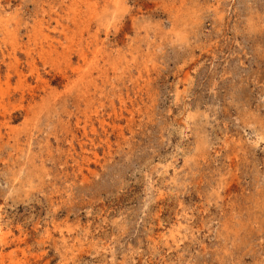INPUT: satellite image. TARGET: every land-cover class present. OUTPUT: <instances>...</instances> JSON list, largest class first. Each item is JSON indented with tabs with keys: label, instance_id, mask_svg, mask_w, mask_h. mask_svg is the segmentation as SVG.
Instances as JSON below:
<instances>
[{
	"label": "rangeland",
	"instance_id": "rangeland-1",
	"mask_svg": "<svg viewBox=\"0 0 264 264\" xmlns=\"http://www.w3.org/2000/svg\"><path fill=\"white\" fill-rule=\"evenodd\" d=\"M1 18L0 264H264V0H0Z\"/></svg>",
	"mask_w": 264,
	"mask_h": 264
},
{
	"label": "bare ground",
	"instance_id": "bare-ground-1",
	"mask_svg": "<svg viewBox=\"0 0 264 264\" xmlns=\"http://www.w3.org/2000/svg\"><path fill=\"white\" fill-rule=\"evenodd\" d=\"M58 12V11H57ZM1 21L0 22H3V24H4V21H7L8 22V19H4V18H1L0 19ZM0 24H2V23H0ZM139 56V55H138ZM148 59V58H147ZM139 60V59H138ZM137 60V61H138ZM127 69V68H126ZM140 69V68H139ZM125 71V70H124ZM128 71V70H127ZM61 75V74H60ZM116 75V74H115ZM119 75V74H118ZM121 75V74H120ZM117 76V75H116ZM119 78V77H118ZM119 79H122V77L121 78H119ZM123 80V79H122ZM109 81V80H108ZM98 82V81H97ZM114 83V82H113ZM126 85V84H125ZM87 87V86H86ZM89 87V86H88ZM96 87V86H95ZM94 87V88H95ZM106 87V86H105ZM140 87V86H139ZM138 87V88H139ZM120 88H122V86L120 87ZM137 88V87H136ZM88 89V88H87ZM83 90V89H82ZM89 91H90V89H88ZM92 90V89H91ZM103 90V89H102ZM142 90V89H141ZM73 91V90H72ZM115 91V90H114ZM121 91H122V89H121ZM144 91V90H143ZM99 92V91H98ZM102 92V91H101ZM128 92V91H127ZM70 93V92H69ZM69 93L68 94H63V96L61 97V99H63L64 101H62V103H66L65 101L66 100H68L67 98H69V96H72L71 94L69 95ZM73 93V92H72ZM76 94L75 95H73L74 97H75V99L73 100L74 101V103H73V106H76V110L78 109V110H81V109H79L80 108V99H81V97H82V95L79 93V92H75ZM92 93V92H91ZM148 93H149V91H148ZM86 94V93H85ZM124 94V93H123ZM140 94V93H139ZM105 95V94H104ZM109 95V94H108ZM137 95V94H136ZM143 95V94H142ZM105 96H107V94L105 95ZM117 96V95H116ZM115 96V97H116ZM140 97H141V95H139ZM95 97V96H94ZM108 97V96H107ZM129 97H132V96H130L129 95ZM134 97V96H133ZM89 98V97H88ZM91 98V97H90ZM93 98V97H92ZM109 98V97H108ZM113 98V97H112ZM127 99V98H126ZM145 99V98H144ZM56 100V99H55ZM84 100H87V97L84 99ZM110 100V99H109ZM120 100H121V105L117 108L116 106H115V104H114V101H113V99H112V101H111V104H112V108H113V111H114V120L112 121L113 123H112V125L111 126H113V128L114 129H117V131L119 132L118 134H120L121 136H124V127L122 126V124L120 123V121L121 120H124L125 119V121H127V123L129 124V126H130V123H134V109L136 108V107H134V109H133V105H134V103H133V100L130 98V101L132 102V107H131V105L129 106L128 105V103L126 102V100H125V98H124V96H121L120 95ZM102 101V100H101ZM86 102V101H85ZM61 103V104H62ZM105 103V102H104ZM144 103V102H143ZM151 103V102H150ZM60 104V103H59ZM91 104H92V102H91ZM107 104V103H106ZM148 104V103H147ZM54 105V104H53ZM140 105V104H139ZM104 106V105H103ZM62 107V106H61ZM106 107V106H105ZM104 108V107H103ZM140 108V107H139ZM66 111H68V113H69V115L71 116H73V115H75V112H73V111H71V110H68V108H64ZM58 112V111H57ZM111 112V111H110ZM77 113H79V111L77 112ZM138 113V112H137ZM109 114V113H108ZM112 114V113H111ZM143 114V113H142ZM146 114V113H145ZM137 117V116H136ZM76 118L79 120L81 117L77 114L76 115ZM98 118H99V122L102 124V126L105 128V126H106V124H108V121L105 119V118H103L102 116H98ZM61 119V118H60ZM89 119V118H88ZM138 119V118H137ZM65 122V121H64ZM137 122V121H136ZM70 122L68 121V123H66L65 125H64V128H66V130L67 131H69V127H70V124H69ZM63 124V123H62ZM67 124H68V126H67ZM109 124H110V122H109ZM108 124V125H109ZM127 124V125H128ZM77 126H79V125H77ZM62 128H63V126H62ZM76 128V127H75ZM79 128V127H78ZM112 128V129H113ZM128 128V127H127ZM131 128V127H130ZM72 129V128H71ZM77 129V128H76ZM73 130V129H72ZM84 130H86L85 128H84ZM95 130V129H94ZM132 130V129H131ZM70 132V131H69ZM68 132V133H69ZM73 132V131H72ZM88 132V131H87ZM131 132V131H130ZM76 134V133H75ZM117 134V135H118ZM66 136V135H65ZM76 136V135H75ZM106 136H107V134H106ZM126 136V135H125ZM73 137V136H72ZM87 137V136H86ZM101 137V136H100ZM127 137V136H126ZM64 138V137H63ZM69 138V137H68ZM71 138V137H70ZM95 138V137H94ZM72 139V138H71ZM75 139V138H74ZM121 139H123V138H121ZM70 140V139H69ZM83 140V139H82ZM98 140V139H97ZM104 140V139H103ZM71 141V140H70ZM84 141V140H83ZM120 141V140H119ZM124 141H125V139H124ZM84 142H86V141H84ZM106 142L108 143V144H110V139H109V136H107V138H106ZM81 143V142H80ZM101 143V142H100ZM120 143V142H119ZM82 144V143H81ZM107 144V145H108ZM97 145V144H96ZM72 146V145H71ZM109 146V145H108ZM82 148V147H81ZM85 149V148H84ZM76 151V150H75ZM73 157V156H72ZM84 158H86V157H84ZM73 159H75L74 157H73ZM77 159V158H76ZM33 160H34V158H33ZM42 161V160H41ZM45 161V160H44ZM35 162V161H34ZM36 163V162H35ZM46 164V163H45ZM36 165H37V163H36ZM44 165V164H43ZM42 165V166H43ZM39 167V166H38ZM42 169V168H41ZM39 170V169H38ZM44 170V169H43ZM95 173V172H94ZM42 174V173H41ZM39 175V174H38ZM40 178V177H39ZM1 227V226H0ZM2 230V228H0V231ZM3 236V235H2ZM2 240V239H1Z\"/></svg>",
	"mask_w": 264,
	"mask_h": 264
}]
</instances>
